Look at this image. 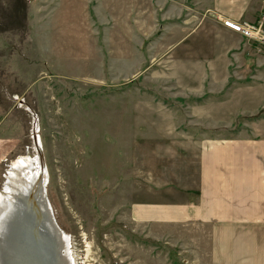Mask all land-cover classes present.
I'll return each instance as SVG.
<instances>
[{"label":"rangeland","instance_id":"obj_1","mask_svg":"<svg viewBox=\"0 0 264 264\" xmlns=\"http://www.w3.org/2000/svg\"><path fill=\"white\" fill-rule=\"evenodd\" d=\"M117 2L0 0V187L9 162L34 155L35 126L72 264H196L179 253L172 225L136 221L132 207L186 199L174 194L196 181V154L182 131L209 121L234 135L253 118L222 91L213 107L232 110L206 119L170 53L128 54L107 17ZM244 41L259 51L230 67L227 91L252 74L264 84V44Z\"/></svg>","mask_w":264,"mask_h":264},{"label":"crops","instance_id":"obj_2","mask_svg":"<svg viewBox=\"0 0 264 264\" xmlns=\"http://www.w3.org/2000/svg\"><path fill=\"white\" fill-rule=\"evenodd\" d=\"M117 3L116 9L110 6L107 17L114 21L111 35L124 36L128 54L170 53V67L184 70L181 85L191 90L193 99L205 102L206 119L213 110L228 109L225 100L237 102V115L253 118L244 121L234 135L221 134L230 124L209 121L182 131L188 134L185 146L195 150L196 181L175 192L186 199L135 204L134 220L172 225L179 253L196 264H264V117H259L264 112V84L252 74L250 81L235 83L238 86L227 91L230 67L239 62L244 68L246 57L259 49L221 23L222 19L255 22L261 0ZM120 13L125 23L118 25ZM154 36L155 43L146 40ZM222 91L223 103L213 107Z\"/></svg>","mask_w":264,"mask_h":264},{"label":"bare ground","instance_id":"obj_3","mask_svg":"<svg viewBox=\"0 0 264 264\" xmlns=\"http://www.w3.org/2000/svg\"><path fill=\"white\" fill-rule=\"evenodd\" d=\"M32 133L34 155L9 162L0 187V264H72L69 239L47 199L35 126Z\"/></svg>","mask_w":264,"mask_h":264},{"label":"built area","instance_id":"obj_4","mask_svg":"<svg viewBox=\"0 0 264 264\" xmlns=\"http://www.w3.org/2000/svg\"><path fill=\"white\" fill-rule=\"evenodd\" d=\"M221 23L225 28L239 34L246 40L264 44V0H261L260 14L255 22L239 23L230 19H222Z\"/></svg>","mask_w":264,"mask_h":264},{"label":"water","instance_id":"obj_5","mask_svg":"<svg viewBox=\"0 0 264 264\" xmlns=\"http://www.w3.org/2000/svg\"><path fill=\"white\" fill-rule=\"evenodd\" d=\"M49 247H50V245H49Z\"/></svg>","mask_w":264,"mask_h":264}]
</instances>
